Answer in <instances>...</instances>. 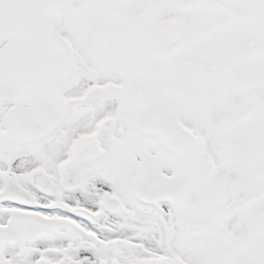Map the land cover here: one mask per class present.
<instances>
[{
	"label": "snow or ice",
	"instance_id": "snow-or-ice-1",
	"mask_svg": "<svg viewBox=\"0 0 264 264\" xmlns=\"http://www.w3.org/2000/svg\"><path fill=\"white\" fill-rule=\"evenodd\" d=\"M0 264H264V0H0Z\"/></svg>",
	"mask_w": 264,
	"mask_h": 264
}]
</instances>
